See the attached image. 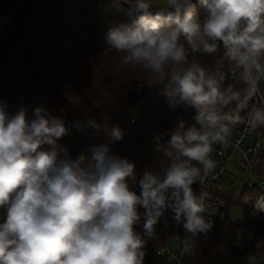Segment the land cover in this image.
I'll return each instance as SVG.
<instances>
[{
  "label": "clouds",
  "instance_id": "clouds-1",
  "mask_svg": "<svg viewBox=\"0 0 264 264\" xmlns=\"http://www.w3.org/2000/svg\"><path fill=\"white\" fill-rule=\"evenodd\" d=\"M123 2L138 15L106 31L117 67L142 70L163 86L170 109L194 110L192 122L178 118L160 145L169 150L167 167L138 176L135 162L113 150L124 137L118 124L104 129L106 142L73 157L59 141L72 128L99 132L94 120L69 126L63 111L20 105L9 112L0 100V264H145L147 243L169 212L186 233V248L207 239L215 221L207 193L193 186L204 185L216 168L213 145L227 144L241 113L248 129H264V0ZM221 48L222 59L240 69L243 89L222 87L225 74L210 75L189 61L192 53L211 56ZM242 203L264 214V184H249ZM262 246L264 239L253 264H264Z\"/></svg>",
  "mask_w": 264,
  "mask_h": 264
},
{
  "label": "trees",
  "instance_id": "trees-1",
  "mask_svg": "<svg viewBox=\"0 0 264 264\" xmlns=\"http://www.w3.org/2000/svg\"><path fill=\"white\" fill-rule=\"evenodd\" d=\"M158 1L162 0L154 3ZM5 3L0 0V12ZM197 9L203 14L199 4ZM137 15H130L129 5L120 0H10L0 16V100L9 112L20 105H45L56 115L63 111L67 123L94 120L101 126L99 132L91 127L83 132L72 128L59 141L73 157L106 142L104 129L118 124L124 137L112 145L113 150L135 162L138 176L145 169L162 171L170 159L157 149L156 137L164 134L169 139L167 133L178 118L191 123L194 110L183 105L170 109L161 94L162 85L154 84L140 69L117 67L119 54L107 48L106 31L111 24L133 22ZM222 53V48L211 56L192 53L189 61L201 63L208 73L225 74L222 87L231 84L234 90L243 89L240 69L223 60ZM232 69L238 70L233 79L229 78ZM142 81L143 87L137 90ZM234 106L235 102L224 111ZM133 115L137 120L130 125ZM193 187L201 192L203 185ZM134 190L140 191L135 186ZM234 206L240 205L230 196L229 213ZM229 216L215 222L207 239L196 240L186 264H253L247 255L251 250L257 254L256 243L264 239V214H258L254 224L235 223ZM169 221L170 228L148 241L145 264L169 263V256L159 250L183 234L171 213ZM259 254H264V246Z\"/></svg>",
  "mask_w": 264,
  "mask_h": 264
},
{
  "label": "built area",
  "instance_id": "built-area-1",
  "mask_svg": "<svg viewBox=\"0 0 264 264\" xmlns=\"http://www.w3.org/2000/svg\"><path fill=\"white\" fill-rule=\"evenodd\" d=\"M209 74L214 75L213 73ZM237 75V69H232L229 72V78L231 79ZM260 86L264 89V80L261 81ZM139 89L138 87L137 90ZM244 117L245 113H241V122L232 130L227 144L217 143L213 145L211 157L216 162V168L203 185L201 192L207 193L206 203L209 206V212L213 214L212 219L215 222L224 220L229 215L227 203L230 196L240 206L253 211L251 207L242 203V198L249 190V184H251L253 189L264 184V133L262 129L256 131L248 129ZM136 120V115H133L130 119V125L134 124ZM68 124L69 126L72 125V123ZM158 136H161V134ZM167 140L163 134L162 140L159 143L157 142V149L166 158L170 159L169 150L166 146H160ZM238 152L240 153V158L235 161L236 153ZM230 166H234V173H236L235 170L238 173H247L243 191L238 199L235 197L236 189L230 181V175L233 176L229 172ZM135 187L140 190L138 186ZM169 213L165 214L167 220L162 219L158 224L156 231L159 233L163 228L166 230L170 228ZM185 235L186 233L183 230L182 236L174 237L168 245L159 250V254L169 256L168 264H186L187 258L194 252L196 240H193L191 247L186 248Z\"/></svg>",
  "mask_w": 264,
  "mask_h": 264
},
{
  "label": "rangeland",
  "instance_id": "rangeland-1",
  "mask_svg": "<svg viewBox=\"0 0 264 264\" xmlns=\"http://www.w3.org/2000/svg\"><path fill=\"white\" fill-rule=\"evenodd\" d=\"M163 2L162 1H158L155 2L156 4H161ZM240 158V153H236V159ZM234 166H230L229 167V172L231 174H233V176L230 175V181L233 183V187L236 189L235 192V197L238 199L243 191V187H244V181H245V177L247 176V173H238L237 170L236 173H234ZM230 220L232 222L235 223H240V224H244V223H251L254 224L257 214L253 213V211L249 210L248 208L242 207V206H234L231 208L230 210ZM157 233H159L158 231H156ZM255 254L254 251H250L247 255L248 259L250 261H252V256Z\"/></svg>",
  "mask_w": 264,
  "mask_h": 264
},
{
  "label": "water",
  "instance_id": "water-1",
  "mask_svg": "<svg viewBox=\"0 0 264 264\" xmlns=\"http://www.w3.org/2000/svg\"><path fill=\"white\" fill-rule=\"evenodd\" d=\"M124 5H127L123 2V0H120ZM194 2H196V0H194ZM10 0H6L5 6L3 7V9L0 12V16L7 10L8 6H9ZM128 6V5H127Z\"/></svg>",
  "mask_w": 264,
  "mask_h": 264
}]
</instances>
